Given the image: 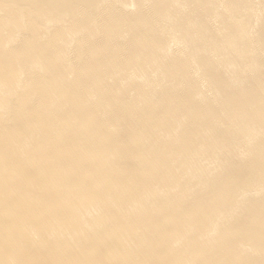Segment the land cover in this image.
<instances>
[{
    "label": "bare ground",
    "instance_id": "bare-ground-1",
    "mask_svg": "<svg viewBox=\"0 0 264 264\" xmlns=\"http://www.w3.org/2000/svg\"><path fill=\"white\" fill-rule=\"evenodd\" d=\"M0 264H264V0H0Z\"/></svg>",
    "mask_w": 264,
    "mask_h": 264
}]
</instances>
